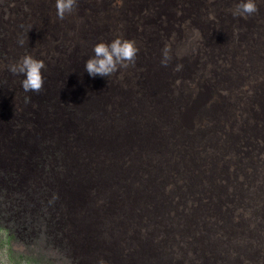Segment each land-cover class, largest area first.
Returning <instances> with one entry per match:
<instances>
[{
	"label": "rangeland",
	"instance_id": "obj_1",
	"mask_svg": "<svg viewBox=\"0 0 264 264\" xmlns=\"http://www.w3.org/2000/svg\"><path fill=\"white\" fill-rule=\"evenodd\" d=\"M237 2L123 0L121 7L114 6L115 0H78L73 13L59 20L56 17V0H0V264H145L143 258L147 259L146 264H151L150 255L144 257L141 254L143 247L148 246L161 229L171 228L167 220H176L171 211L173 196L169 208L156 201L158 189L154 191V186L158 183L163 187L164 180H168L169 192L171 176L178 171L179 159H173L172 151L163 153L160 161L153 160L152 153L146 156L141 153L137 157L130 153L137 150L133 147L120 151L118 157L124 166L116 172L112 168L114 159L105 161L99 156L84 159L87 150L78 144L98 136H108L90 130L89 124L96 121H99L98 128H115V134L110 135L113 139L127 136L134 125V128H143L146 122L150 125L158 121V107L161 109L164 96L168 95L165 90L161 94L153 91L150 83L153 70L163 62L162 57L169 55L174 58L189 48L185 43L195 31L204 33L205 44L195 57H187L193 70L204 68L205 55L212 54L215 42L235 38L237 22L243 28L242 40L234 50L222 47L225 60L233 68L225 72L229 76L235 73L234 66L239 63L237 57L240 56L237 54L244 50L245 42L260 52L249 55L244 50V57L264 59V43L257 46L252 42L256 40L253 32L260 25V20L253 15L248 17L253 20L249 31L242 18L233 15ZM258 7L264 17V0ZM202 13L214 14L212 19L216 22L218 37L206 38L210 32L196 21L202 19ZM192 17L196 20L191 21ZM193 22H196L194 27ZM88 25L100 29L101 35H109L107 42L117 36L134 40L139 49L135 64L110 77L90 76L84 65L87 54L93 55L96 43H91L84 33ZM21 40L23 45L19 43ZM220 52L221 49L217 54ZM25 55L45 61V83L39 93L25 92L21 86L23 76L8 70L10 64L19 62ZM215 79L213 76L204 81L207 88L204 94L209 93V97L215 92L224 95L228 107L233 96L224 94ZM128 95L134 96L139 104L133 106ZM216 101L220 107L222 101ZM147 102L151 107L137 122H133L138 108ZM184 102H177L175 107L189 106ZM245 102H251V109L245 113L247 116L238 118L235 115L242 111L245 103H241L230 111L222 112L223 117L219 121L206 124L214 125L212 128L204 126L201 130L207 135H223L218 140L229 147L225 151L227 153L231 142L236 141L237 153L241 155L239 162H244L248 155V166L244 162V171L252 169L250 173L254 177L259 174L258 167L264 169L261 160L264 141L259 143V139H255L253 143L242 145L244 139L254 137L251 124L257 123L260 116L253 96H247ZM181 109L189 108L182 106ZM187 113L189 111L184 113L185 116ZM253 113L254 122L249 116ZM226 121L232 123L231 126L228 127L229 124L224 123ZM234 130H240L241 134ZM165 134L167 136V132ZM207 135L194 139L192 143L198 145L199 140ZM191 136L184 135L188 147L191 146ZM162 161L168 162L163 165ZM37 162L47 164V169L41 171L42 166H37ZM52 163L57 164L56 170L51 169ZM87 165L90 169H99L95 172L87 169ZM258 184L264 191L263 183ZM206 198L200 199L199 203L207 202ZM73 199L77 200V207L70 201ZM237 200L241 201L240 205L244 202L239 195ZM162 216L166 219L162 220ZM90 218L89 232H85L83 228H87ZM215 221L217 223L213 221L212 226L216 231L220 227L219 220ZM189 236L181 246L188 253L185 257L180 258L182 252L179 253V246L173 239L160 249L158 263L186 264L191 255L197 264H205V261L195 258L196 247L191 251L194 254L190 253V246L197 245V240L191 234ZM116 241L121 245L118 247L120 256L112 255L111 262L101 261L97 255L92 259L90 251H101V257L111 254L116 249ZM251 249L247 251L246 264H264L263 246L259 243ZM176 254H179L177 258Z\"/></svg>",
	"mask_w": 264,
	"mask_h": 264
},
{
	"label": "bare ground",
	"instance_id": "obj_2",
	"mask_svg": "<svg viewBox=\"0 0 264 264\" xmlns=\"http://www.w3.org/2000/svg\"><path fill=\"white\" fill-rule=\"evenodd\" d=\"M260 3H263V0H258L257 4L259 5ZM200 15L202 19L196 20L195 17H192L190 18L191 21L195 19L197 24L210 32L206 34V38L209 39L210 36L218 37L219 35L215 25L216 22H214L208 13H202ZM253 16L259 18L260 25L257 26L253 32L256 40H252V42L260 46L264 43V17L261 16L260 10ZM241 21L246 23L250 31L253 20L251 21V18H242ZM102 23L103 22H100V24ZM238 24L239 22L235 24V38L223 39L219 42H215L212 46V50H215L211 55H205L204 68L201 70L199 67L193 70V65L187 58L188 56L195 57L200 52V47L202 48L205 44L204 33L200 30L195 31L194 35L187 39L185 45L189 48L180 51L176 55L178 57L175 56L173 58L171 56L169 57V55L162 57L163 62L157 66L156 70H153L150 79L153 91H158L161 94L165 90L168 95L164 96L161 109L158 107L160 111V115L157 117L159 123L155 121V123L149 125V123L146 122L143 128H134L136 126L134 125L127 136L113 139L110 135H113L115 128H98L97 124H99V121H96L89 124L91 126L90 130L106 133L108 136L101 138L98 136L97 139H87L78 144V147H83L87 150V156L85 155L86 157H84V159L89 156L91 158L99 156L100 160H103V158L105 161L109 158L112 160L114 159L113 162L117 160V164H115L116 162H112V168L116 172H119L124 166L122 159L118 157L120 151L133 147L137 150H133L130 153L137 157L141 153L142 156L152 153V159L160 161L163 153L172 151L170 154L173 159H179L177 162L178 171L176 173L174 172L171 176L172 183L169 188L170 193L168 192V180H164L163 187L158 183L154 186V191L156 188L158 189V191H156L158 192V196L155 197L156 201L166 204L167 207L171 205L170 198L173 196L174 205L171 211L176 220L173 222L167 220L166 222L168 225L171 224V228L161 229V231L152 238L153 241L148 243L150 246H144L143 248L145 249L143 251L142 249L140 250L144 257L150 255L151 264L162 263V261L158 263L160 249L163 248L167 241L173 242V239L179 246V253L182 252L180 258L183 256L185 257L188 253L182 250L181 246L182 242L184 243L188 240L187 237H190L189 234L192 235L193 239L197 240V245L194 243L195 246L193 245V247H191L189 245L190 248L188 246L190 253L194 254V252L191 251L196 247L197 252L195 253L196 256L194 255L195 258L202 262L205 261V264H246L248 253L252 250L251 248L256 247L259 243L263 246L262 250L264 252V237H261V235H264V191H262L263 189L261 190L262 187L258 184L263 183L264 185V169L261 170L262 168L260 169L258 167L259 174L255 172L256 175L253 177V173H250L252 170L250 167H248L251 169L249 172L244 171V164L247 162L246 158L248 155L245 160L243 159L245 163L239 162L241 155L237 153L239 147L236 141L231 142L230 151L227 153L225 151L229 149V147L218 140L222 138L223 135L216 134L212 136L202 131L204 126L212 128L214 125L206 124L219 121L223 117L222 112L230 111L241 103H245V105L242 111H237L235 115L238 118L247 116L245 113L251 109V102L246 104L245 101L247 100V96H253L255 106L260 111L258 112L260 114V116H258L259 121L251 124L250 130L254 137L244 139L242 145L253 143L255 139H259V143L264 141V122L261 121V119H264V59H257V62V60L244 57V50L246 54L249 55H255L257 52H260V50L246 45L245 43L248 42H245L242 47L244 50L241 53H236L240 56L237 57L239 63L234 66L235 73L230 76L227 73L229 70H233V68L229 62L225 60L222 47L225 46L229 48V50H234L236 46L241 43L243 28H241V24ZM194 26H196V22H193V27ZM100 31L101 30L95 28L94 25H88L84 33L87 34L91 43H98L100 41H105L109 36L101 35ZM262 48H264V45ZM219 49H221V52L217 54ZM91 56L92 54H87L86 59ZM256 62L257 64L255 65ZM225 70H227V72H225ZM225 73L228 75L227 78H225ZM213 76L216 77L215 83H218V87L223 90L224 94L233 96V102H230L231 104L228 107H226L228 101L224 95L215 92L209 97V93L204 94L207 89L206 86H204V81ZM199 79L200 82L198 81ZM128 98L133 106L139 104L134 96L128 95ZM216 99L222 101L220 107H217ZM181 100L189 104V106L182 105L189 109L182 110V106L175 107L176 103L181 102ZM205 105H209L210 108ZM150 107L151 104H149V102L142 104L138 108L137 118L133 122H137L142 113ZM171 107L175 108L170 109ZM80 109H82V107L79 108V110ZM186 111H189L187 116L184 114ZM228 115L230 116V113H228ZM100 116L102 115L100 114ZM249 116L251 117V121L254 122V113ZM225 117L226 114L224 115V118ZM170 123L171 126L169 127ZM224 123L229 124V121ZM231 124H229L228 127L231 126ZM100 125L107 126L105 124ZM234 131L241 134L240 130ZM165 132H167V136ZM189 134L193 136L189 138L191 146L188 147V145L185 144L184 135L186 136ZM203 135L207 136L204 139H200L198 145L192 143L194 139L202 137ZM223 140H225V138ZM201 141L204 143H200ZM200 149H202L201 153ZM163 150L165 152H163ZM246 151L247 150L244 151V154ZM261 153H263V156L260 158L264 163V152ZM236 154L239 157H234ZM255 161L257 162V160ZM167 162L168 161H162L163 165H166ZM88 166L89 165H87V169L95 172L99 169V167L90 169ZM228 167H231L230 169L232 170H229ZM248 182H251V184H249L250 187H247ZM165 187H167V189H165ZM238 195L244 199L242 205H240L241 201L239 202L237 200ZM204 197H207L206 201L208 203L205 201L199 203L200 199L203 200L202 198ZM70 201L73 203L74 207H77V200L73 199ZM175 207H178V209L176 210ZM162 217V220L166 219V217ZM89 220H91V218L87 220V228H83L85 232H89ZM211 220L214 222H216L215 220H219L218 225L220 228L218 226L216 227L220 230L216 229L215 231L213 229V221ZM115 243L117 244L116 249H113L111 254L108 253L102 257L101 251L97 253L90 251L92 259L97 255L98 258H101V261L107 260L111 262L112 255L120 256L121 251L118 250V247H121V245L119 241ZM87 244L89 247L88 238ZM86 251L89 252V249L86 248ZM171 251L174 252L175 249L172 247ZM178 256L179 254H176V258ZM190 256H187L186 264H197L195 259H193L194 257L192 256V258ZM259 256L261 255L259 254ZM249 257L251 258L252 256ZM143 261L145 264L147 263V259L143 258ZM140 264H142V262Z\"/></svg>",
	"mask_w": 264,
	"mask_h": 264
},
{
	"label": "clouds",
	"instance_id": "obj_3",
	"mask_svg": "<svg viewBox=\"0 0 264 264\" xmlns=\"http://www.w3.org/2000/svg\"><path fill=\"white\" fill-rule=\"evenodd\" d=\"M114 6H123V0H115ZM78 7V0H56V17L63 20L66 15L72 14ZM259 12L257 0H238L233 15L244 19ZM214 18V14H210ZM23 45L24 41L19 42ZM139 49L136 42L117 36L110 42L100 41L94 45L93 55L89 57L84 65V70L92 77H110L121 69H126L136 62ZM46 68L43 59L36 58L32 55H25L20 58L19 62L10 64L8 70L14 75H22L21 86L25 92L39 93L45 83L44 72ZM49 160V159H46ZM42 166L41 171L47 169V164L36 163ZM45 167V168H44ZM55 168V169H54ZM57 164L52 163L51 169L56 170Z\"/></svg>",
	"mask_w": 264,
	"mask_h": 264
}]
</instances>
